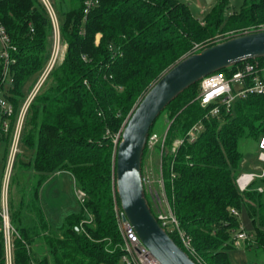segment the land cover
I'll return each instance as SVG.
<instances>
[{"label": "trees", "instance_id": "1", "mask_svg": "<svg viewBox=\"0 0 264 264\" xmlns=\"http://www.w3.org/2000/svg\"><path fill=\"white\" fill-rule=\"evenodd\" d=\"M60 5L65 54L47 73L23 119L27 132L22 141L32 155L21 159L19 167L32 170L34 182L19 189L17 202L9 200L11 264H121L114 137L151 84L181 57L201 49L192 50L196 43L223 28L264 24V0H242L225 19L218 0L201 20L187 0H99L85 17L83 0ZM0 25L11 45L7 98L14 109L12 127L23 87L37 82L50 58L53 25L42 0H0ZM254 59L264 65V56ZM243 61L220 70L229 73ZM3 65L0 54V82ZM197 93L198 82L162 110L171 119L161 153L163 186L195 250V256L187 254L197 264H231L227 250L239 229L232 209L244 208L253 225L248 247L264 252L263 189H257L264 172L246 189L236 183L245 157L239 139L264 136V94L236 98L228 109L221 106L209 115L212 104L202 107ZM197 122L201 127L191 137L188 132ZM61 171L70 172L85 195L79 211L54 227L38 191ZM166 231L181 246L175 231ZM0 264H7L3 228Z\"/></svg>", "mask_w": 264, "mask_h": 264}, {"label": "water", "instance_id": "2", "mask_svg": "<svg viewBox=\"0 0 264 264\" xmlns=\"http://www.w3.org/2000/svg\"><path fill=\"white\" fill-rule=\"evenodd\" d=\"M262 56L264 29L230 36L181 57L151 84L120 128L115 141V191L124 216L159 264L197 263L162 227L147 201L141 163L149 129L165 106L189 85L216 70Z\"/></svg>", "mask_w": 264, "mask_h": 264}, {"label": "rangeland", "instance_id": "3", "mask_svg": "<svg viewBox=\"0 0 264 264\" xmlns=\"http://www.w3.org/2000/svg\"><path fill=\"white\" fill-rule=\"evenodd\" d=\"M62 0H49L52 5L53 11L59 21H62V14L60 12V4ZM218 0H187L190 11L192 15L201 20L204 18L205 14L212 8V6ZM222 17L225 19L231 12L237 10L242 0H222ZM259 25V24H258ZM257 26V25H256ZM255 25H250L247 27L237 28V29H228L223 28L218 30V32L208 39L199 43L200 46H207V43L218 42L223 38L230 36L231 34H239L241 31L249 30H261L256 29ZM245 28V29H244ZM59 29V28H58ZM54 35V32H53ZM96 37V41L98 40ZM59 44L56 42L59 54L57 61L54 65L60 63L64 57L66 43L60 40V35L56 36ZM218 40V41H217ZM54 41V36H53ZM54 43L52 42V48ZM195 47H192V50ZM199 49V48H198ZM197 49V50H198ZM52 50V49H51ZM53 65V66H54ZM52 66V67H53ZM9 75L6 76L5 81L2 84L0 89V98L8 99L9 96ZM35 83L29 81L22 89L23 95L19 97L22 101H25L28 94ZM171 119H168L167 111H161V113L156 117L153 125L151 126V131L148 136L147 144L145 146V152L143 153L142 163H141V172L144 178V190L148 203L150 204L152 210L158 211L163 208V202L161 199H165L166 194L163 186V177L161 169V153L163 148V141L168 130L169 123ZM120 131V129H119ZM118 131V133H119ZM27 132V127L23 126L19 132L20 139L17 143L16 149L17 152L14 155L9 177L7 180V194L6 199L7 204L9 200L17 202L19 200L20 194L19 189H29L34 179L32 170H22L20 165V160L23 158H29L32 155V151L28 149L23 143V137ZM118 133L114 137L117 139ZM12 145V136L11 133L2 135L0 133V186L4 184L6 178V164L9 157V150ZM262 147V142L256 140L252 137H242L238 142V149L243 153L247 158L248 156L255 158L259 155ZM260 169L264 170V166ZM243 171V170H242ZM258 173V171H252ZM264 172V171H263ZM241 173V172H240ZM263 192L261 193V200L264 202V183L261 185ZM0 191H3L0 189ZM38 199L41 205L43 212L46 215V218L49 220L50 224L54 227L60 226L65 216L69 213H76L79 211L80 205V195L78 189L74 185V180L72 174L68 171L58 172L50 176L46 181H44L39 187ZM1 205V202H0ZM170 206V205H169ZM1 209V208H0ZM234 214L238 219L239 229L245 230L250 237H252L253 225L248 217L246 211L243 207L239 210L232 209ZM2 221L0 220V229L2 228ZM237 229V230H239ZM236 230V231H237ZM12 229H9L11 232ZM9 247V246H8ZM227 257L231 264H247V257L245 253V242L240 241L238 245H235L227 250ZM9 263V262H8Z\"/></svg>", "mask_w": 264, "mask_h": 264}, {"label": "built area", "instance_id": "4", "mask_svg": "<svg viewBox=\"0 0 264 264\" xmlns=\"http://www.w3.org/2000/svg\"><path fill=\"white\" fill-rule=\"evenodd\" d=\"M98 1L99 0H83V17L86 16L89 10L94 7ZM42 2L49 12L53 25L54 46L51 50L50 58L43 72L33 86V89H31L26 100L20 105L12 127L10 122L14 112L12 103L6 98H0V133H11L12 136V145L9 150V157L6 164V178L2 186L3 191H0V219L2 221V228L5 235L7 264H9V229H12L8 217V204L7 201L3 199H6L7 180L14 155L17 152L16 146L20 139L19 132L23 125V119L27 106L45 79L47 73L57 61L59 54L58 48H56L59 44L58 39H56V36H59L58 20L49 0H42ZM256 29H264V24L257 25ZM244 32H249V30H244L240 33ZM233 35L235 34H231L230 36ZM230 36H227L226 38ZM56 42L58 44H56ZM198 45L199 43L194 45V50L200 47L202 48V46L198 47ZM10 47L11 45L8 43L7 33L5 32L3 26L0 25V54L3 56L4 63L0 89L3 82L5 81L6 76L9 75L8 62L10 59L8 56V49ZM249 94H264V65L254 58L252 60H244L239 66L234 68L229 73L222 70H216L203 76L198 81V93L196 95V99L202 107H207L212 104L211 108L209 109V115H215L220 111L221 106H224L226 109H228L236 98L245 97ZM200 127V122L195 123L189 130V135L193 137L194 131L198 130ZM114 141L116 140L114 139ZM263 171V169H260L258 173L252 171H244L239 173V175L236 177V183L238 187L241 190L246 189L255 177H259L263 174ZM142 179L144 181L143 176ZM257 189L261 190L262 188L258 186ZM78 192L80 195V201H82L85 193L79 189ZM161 200L163 202V208L154 212L157 220L165 230L168 229L171 232L175 231L182 248L190 255L195 256V250L191 244L190 236L179 227L178 221L169 206L167 198H163ZM233 212L235 211L233 210ZM114 213L122 241L121 264H159V262L147 251L144 244L140 241L134 227L124 216L120 204L118 205L116 201H114ZM240 241L245 243H249L251 241L250 235L243 229L237 230L234 235V244L238 245Z\"/></svg>", "mask_w": 264, "mask_h": 264}, {"label": "crops", "instance_id": "5", "mask_svg": "<svg viewBox=\"0 0 264 264\" xmlns=\"http://www.w3.org/2000/svg\"><path fill=\"white\" fill-rule=\"evenodd\" d=\"M259 141L262 142V147H261V151H260L259 155H257L255 158H252L250 156H248L247 158L244 157L243 165H242L243 171H241V172H244V171H258L259 172L260 168L262 166H264V136H262ZM7 188H8V186H7ZM0 189H2V184L0 186ZM6 194H7V189H6ZM8 240H9V244H10V234H9ZM249 244L250 243H245V253H246V257H247V264H264V252L261 250H258V249H254L252 246L248 247ZM8 260H9V264H11V248H10V245H9V258H8Z\"/></svg>", "mask_w": 264, "mask_h": 264}]
</instances>
